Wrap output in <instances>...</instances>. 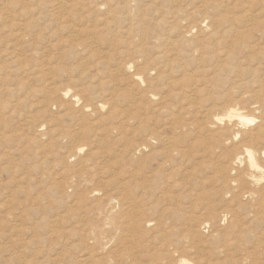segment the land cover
Wrapping results in <instances>:
<instances>
[{"label": "rangeland", "instance_id": "rangeland-1", "mask_svg": "<svg viewBox=\"0 0 264 264\" xmlns=\"http://www.w3.org/2000/svg\"><path fill=\"white\" fill-rule=\"evenodd\" d=\"M49 1L0 0V264H264V35L234 46L264 0Z\"/></svg>", "mask_w": 264, "mask_h": 264}, {"label": "bare ground", "instance_id": "bare-ground-1", "mask_svg": "<svg viewBox=\"0 0 264 264\" xmlns=\"http://www.w3.org/2000/svg\"><path fill=\"white\" fill-rule=\"evenodd\" d=\"M49 1V0H48ZM52 1V0H51ZM51 1H49V2H51ZM54 1V3H55V5H56V10H62L63 12L62 13H64V10L63 9H65L66 7H67V3H68V0H67V3L66 2H64V1H62V0H53ZM130 2H131V0H129ZM202 1H205L203 4H205V5H207V6H209L210 8H215V5L213 4V2H211L212 0H202ZM76 2H77V0H73L71 3H72V5H73V8H75L76 6H77V4H76ZM253 2L254 1H251L250 3H249V6L251 5V7L253 6ZM38 3V2H37ZM52 3V2H51ZM70 3V2H69ZM247 3H248V1H247ZM49 4V3H48ZM53 5V4H52ZM111 5H113V4H111ZM81 6V5H80ZM116 6V7H115ZM114 7L115 8H117V5H115ZM118 6H119V4H118ZM123 6V5H122ZM125 6V5H124ZM112 7V6H111ZM110 7V10L112 9ZM126 7V6H125ZM217 7V6H216ZM109 8V7H108ZM127 8H129L128 6H127ZM120 9V8H119ZM130 9V8H129ZM128 9V10H129ZM245 9V8H244ZM38 10V9H37ZM50 10H52V9H50ZM55 10V11H56ZM113 10V9H112ZM117 10V9H116ZM132 10V9H131ZM57 12V11H56ZM55 12V13H56ZM61 12V11H60ZM112 12H114V11H112ZM116 12V11H115ZM117 12H118V10H117ZM124 12H125V10H124ZM129 12V11H128ZM50 13V12H49ZM61 13V14H62ZM126 13V12H125ZM261 13V12H260ZM57 14V13H56ZM129 14H131V12L129 13ZM248 14V13H247ZM54 15V14H53ZM70 15H71V13H70ZM255 15V14H254ZM259 14H256L255 16L257 17ZM55 16V15H54ZM59 17H61V16H63V15H58ZM252 16V15H251ZM55 17H57V15L55 16ZM246 18V17H245ZM222 19V18H221ZM242 19V18H241ZM240 19V20H241ZM249 21L248 22H246L245 23V28H246V30H245V32H241V37H238V40H239V42H235V44L234 43H232V45L234 44V46L236 45V46H238V45H240V47H241V45L242 44H244L243 42H242V40L243 41H245V43L246 44H248L249 45V50L248 51H251V52H254V51H256V53H257V46H259V45H257L256 44V36H257V34H263L264 35V32H262V30H261V26L262 25H264V22L263 21H261V22H259V19H254V18H250L249 17ZM261 19V18H260ZM224 20V23L225 24H227L226 26H227V30H230V28L232 29L234 26L236 27V25H237V20H239V19H237V20H231L229 17L228 18H224L223 19ZM237 21V22H236ZM243 21V20H242ZM246 21V20H245ZM202 22H204V20H202L201 22H200V24H202ZM70 23V22H69ZM205 23V22H204ZM216 23V22H215ZM214 24V23H213ZM242 26L244 25V24H241ZM240 25V26H241ZM202 26V25H201ZM203 26H205V25H203ZM215 26V25H214ZM217 26V25H216ZM199 28L200 27V25H199V23L195 26V28ZM213 27V26H212ZM239 27V26H238ZM183 28V27H182ZM188 29H186V30H184V31H186L188 34L189 33H191V30H192V28L193 27H187ZM237 28V27H236ZM244 28V27H243ZM200 29H201V27H200ZM218 28H216V30H217ZM239 29V28H238ZM213 30V29H212ZM215 30V31H216ZM234 30H237V29H234ZM78 31V30H77ZM214 31V30H213ZM223 31V30H222ZM183 32V31H182ZM218 32V31H217ZM220 32V31H219ZM218 32V34H219V36H222L220 33ZM71 33V32H70ZM238 33V32H237ZM87 34V33H86ZM85 34V35H86ZM184 34V33H183ZM76 35V34H75ZM180 35H182V34H180ZM192 35V34H191ZM224 35V34H223ZM238 35V34H237ZM33 36V35H32ZM184 37H182V38H185V36H186V34H184L183 35ZM199 36V35H198ZM232 36V35H231ZM179 37V36H178ZM224 37V36H223ZM222 37V38H223ZM226 37V36H225ZM230 37V36H229ZM234 37H237V36H234ZM20 38V37H19ZM180 38V37H179ZM203 38V37H202ZM205 38V37H204ZM207 38V37H206ZM228 38V37H227ZM231 38V37H230ZM229 38V39H230ZM244 38V39H243ZM188 39V38H187ZM210 39H212V38H210ZM224 40H225V38H223ZM242 39V40H241ZM257 39H259L258 37H257ZM18 40V39H17ZM181 40V39H180ZM180 40H178L179 42H180ZM189 40H191V39H189ZM188 40V41H189ZM200 40H202V39H200ZM205 39H203V41H204ZM219 40V39H218ZM217 40V41H218ZM220 40H222V39H220ZM236 40V39H235ZM261 40V39H260ZM33 41V40H32ZM31 41V42H32ZM176 41V40H175ZM229 41H231V40H229ZM259 41V40H258ZM192 42H194V41H192ZM197 42H199L198 40H196V42L195 43H197ZM207 42V41H206ZM205 41H204V43H205V45L207 44ZM221 42V41H220ZM222 42H223V40H222ZM225 42V41H224ZM262 42V41H261ZM26 43V42H25ZM188 44H189V42H187ZM191 43V42H190ZM195 43H193V44H195ZM203 43V42H202ZM203 43V44H204ZM216 43V41H214V43L213 44H215ZM227 43V42H226ZM34 44H35V42H34ZM180 44V43H179ZM178 44V45H179ZM198 44V43H197ZM203 44H201V45H203ZM212 44V45H213ZM224 44V43H223ZM231 44V43H230ZM84 45V44H83ZM181 45V44H180ZM216 45V44H215ZM214 45V46H215ZM221 45V44H220ZM245 45V44H244ZM261 45H263L262 43H261ZM87 46H88V44H87ZM170 46H172V45H170ZM197 46V45H196ZM195 46V47H196ZM228 46H231V45H228ZM227 46V47H228ZM246 46V45H245ZM81 47H82V45H81ZM173 47V46H172ZM179 48H180V46H178ZM199 47H201L200 45H199ZM203 47V46H202ZM201 47V48H202ZM208 47H209V45H208ZM223 47V46H222ZM239 47V48H240ZM260 47H264V46H260ZM14 48V47H13ZM30 48V47H29ZM89 48V47H88ZM174 48V47H173ZM175 48H177V46L175 47ZM190 48V47H189ZM193 48V47H192ZM224 48V47H223ZM222 48V49H223ZM231 48V50H232V48H234V47H230ZM247 48V47H246ZM247 48V49H248ZM82 49H84V51H87V49L85 50V48H84V46H83V48ZM81 49V50H82ZM178 49V48H177ZM194 49V48H193ZM199 49V48H198ZM203 49V48H202ZM225 49H228V48H226V44H225V48H224V50ZM257 49V50H256ZM264 49V48H263ZM13 50V49H12ZM174 50V49H173ZM179 50V49H178ZM180 50H182V49H180ZM194 50H196V48L194 49ZM204 50V49H203ZM207 49H205L204 51H203V53H205V51H206ZM213 50V49H212ZM217 50V49H216ZM230 50V49H229ZM234 50V49H233ZM260 50H262V49H260ZM83 51V50H82ZM170 51V50H169ZM176 51V50H175ZM184 51V50H183ZM227 51V50H226ZM225 51V52H226ZM239 51H241V50H239ZM245 51H246V49H245ZM245 51H244V54H245ZM248 51H246V52H248ZM172 52V51H171ZM174 52V51H173ZM178 52V51H177ZM190 52V51H189ZM188 52V53H189ZM194 52H196V51H194ZM199 52H200V50H199ZM207 52V51H206ZM213 52H215V51H213ZM1 53V52H0ZM4 53H6V52H4ZM9 53V52H8ZM11 53V52H10ZM86 53V52H85ZM187 53V52H186ZM191 53V52H190ZM189 53V54H190ZM210 53H212V52H210ZM230 53H231V51H230ZM248 53H250V52H248ZM261 53H262V51H261ZM260 53V54H261ZM7 54V53H6ZM163 54V53H162ZM192 54H194V53H191V55ZM226 53H224V51H223V54L222 55H225ZM229 54V53H228ZM235 54V53H234ZM242 54H243V52H242ZM247 54V53H246ZM252 54V53H251ZM8 55H10V54H8ZM13 55V54H12ZM199 55V54H198ZM203 55V54H202ZM221 55V56H222ZM227 55V54H226ZM229 55H231V54H229ZM239 54H238V52H237V55H234V56H238ZM253 55H255V53H253ZM3 56V55H2ZM163 56V55H162ZM177 56V55H176ZM195 56V55H194ZM7 57V56H6ZM13 57V56H12ZM17 57V56H16ZM74 57V56H73ZM163 57H165V56H163ZM203 57H205V56H203ZM223 57L225 58V56H222V59H223ZM257 57V56H256ZM2 58V57H1ZM9 58H10V56H9ZM166 58H167V56H166ZM174 58V57H173ZM198 58V57H197ZM228 58V60H230L229 59V57H227ZM227 58L225 59V60H227ZM244 59V58H243ZM255 59V58H254ZM10 60H13V58L12 59H10ZM14 60H15V58H14ZM171 60V59H170ZM186 60V59H185ZM189 60V59H188ZM193 60H195V59H193ZM256 60V59H255ZM19 60L17 59V62H18ZM174 61V60H173ZM178 61V60H177ZM190 61V60H189ZM197 61V60H196ZM20 62V61H19ZM219 62H221V61H219ZM255 62V61H254ZM180 63V62H179ZM15 64H17V63H15ZM27 64V63H26ZM162 64V63H161ZM164 64H166V63H164ZM171 64H172V62H171ZM174 64V63H173ZM172 64V65H173ZM230 64V63H229ZM228 64V65H229ZM178 65V64H177ZM196 65V64H195ZM220 65V64H219ZM225 65V64H224ZM231 65V64H230ZM3 66V65H2ZM218 66V65H217ZM221 66V65H220ZM227 66V65H226ZM233 66H235V65H232V68H233ZM255 66V65H254ZM169 67V66H168ZM170 68V67H169ZM177 68H178V66H177ZM236 68H238V67H236ZM236 68H234L235 70H233V71H236ZM8 69V68H7ZM166 69V68H165ZM172 69V68H171ZM194 69H195V67H194ZM223 69V68H222ZM222 69H220L219 68V70H221L222 71ZM225 70H226V67L224 68ZM240 69V68H239ZM25 70V69H24ZM116 70V69H115ZM167 70V69H166ZM193 70V69H192ZM230 70V69H229ZM218 71V70H217ZM231 71H232V69H231ZM233 71H232V73H233ZM259 71V70H258ZM264 71V70H263ZM219 72V71H218ZM226 72V71H225ZM240 73L239 71H238V69H237V71H236V73ZM163 73V72H162ZM161 73V74H162ZM195 73V72H194ZM220 73V72H219ZM9 74V73H8ZM39 74H40V72H39ZM39 74H37V75H39ZM45 74V73H44ZM242 74H243V71H242ZM248 74H250V73H248ZM255 74V73H254ZM33 75H35V74H33ZM97 75V74H96ZM167 75H168V73H167ZM109 76V75H108ZM163 76H165V75H163ZM173 76V75H172ZM237 76V75H236ZM236 76H235V78H236ZM242 76V75H241ZM41 77H43V76H41ZM139 77H141V76H139ZM171 77V76H170ZM192 77V76H191ZM255 77V76H254ZM36 78V77H35ZM38 78V77H37ZM52 78V77H51ZM50 78V79H51ZM135 78V77H134ZM138 78V77H137ZM173 78V77H172ZM188 78V77H187ZM227 78V77H226ZM244 78V77H243ZM262 78V77H261ZM43 79H44V77H43ZM49 79V80H50ZM99 79V78H98ZM105 79V78H104ZM154 79V78H153ZM194 79V78H193ZM42 80V79H41ZM45 80V79H44ZM43 80V81H44ZM48 80V79H47ZM48 80V81H49ZM106 80H107V78H106ZM109 80V79H108ZM196 80H197V78H196ZM31 81V80H30ZM47 81V82H48ZM166 81V80H165ZM180 81V80H179ZM249 81V80H248ZM127 82V81H126ZM135 82V81H134ZM138 82V81H137ZM150 82H151V80H150ZM190 82V81H189ZM231 82V81H230ZM240 82V81H239ZM102 83V82H101ZM100 83V84H101ZM17 84V83H16ZM169 84V83H168ZM110 85V84H109ZM197 85V84H196ZM245 85V83H243V86ZM249 85V84H248ZM255 85H256V83H255ZM148 86V85H147ZM170 86V85H169ZM174 86V85H173ZM189 86V85H188ZM241 86V85H240ZM246 86V85H245ZM244 86V87H245ZM253 86V85H252ZM96 87V86H95ZM130 87V86H129ZM175 87V86H174ZM174 87H173V89H174ZM190 87V86H189ZM237 87V86H236ZM263 87V86H262ZM137 88V87H136ZM196 88V87H195ZM14 89V88H13ZM191 89V88H190ZM200 89V88H199ZM50 90V89H49ZM53 90V89H52ZM182 90V89H181ZM253 90V89H252ZM175 91V90H174ZM199 91V90H198ZM242 91V90H241ZM258 91H259V89H258ZM187 92V91H186ZM254 92H255V90H254ZM11 93V92H10ZM114 94V93H113ZM84 95H85V92H84ZM124 95V94H123ZM241 95V94H240ZM254 95V94H253ZM184 96V95H183ZM113 97H115V96H113ZM180 97H182V96H180ZM185 97V96H184ZM242 97V96H241ZM240 97V98H241ZM255 97V96H254ZM148 99H150V98H148ZM188 99V98H187ZM254 99V98H253ZM130 100V99H129ZM180 100V99H179ZM238 100V99H237ZM249 100V99H248ZM257 100V99H256ZM255 100V101H256ZM172 101V100H171ZM190 101V100H189ZM242 101V100H241ZM18 102V101H17ZM159 102V101H158ZM234 102V101H233ZM187 103V102H186ZM129 104V103H128ZM188 104V103H187ZM195 104V103H194ZM233 104V103H232ZM235 104V103H234ZM239 104H240V102H239ZM183 105V104H182ZM242 105V104H241ZM244 105V104H243ZM246 105V104H245ZM88 106V105H87ZM190 106V105H189ZM258 106V105H257ZM260 106V105H259ZM191 107V106H190ZM197 107V106H196ZM216 107V106H215ZM261 107V106H260ZM212 109H214V108H212ZM185 110V109H184ZM210 110V109H209ZM244 110H245V107H244ZM253 110V109H252ZM259 110V109H258ZM157 111V110H156ZM213 111V110H212ZM247 111V110H246ZM251 111V110H250ZM203 112H205V110L203 111ZM208 112V111H207ZM187 113V112H186ZM209 113V112H208ZM248 113V112H247ZM125 114V113H124ZM220 114V113H219ZM68 115V114H67ZM204 115V114H203ZM216 116V115H215ZM251 116V115H250ZM231 120H233L234 118L237 120V123H235L234 124V128L232 129V128H228L229 129V132H227L226 130L224 131V133H221V136L218 138V140H221L222 138H225V136H226V133H229V134H234L235 132H238V131H235L234 132V130H236V128H237V130L239 129L240 130V128H243L245 125H247V124H250V123H252L253 122V119H248V118H246L245 116H243L242 114H240L239 113V110L238 109H236V106L235 105H232L231 106V103H230V113H229V116H228ZM198 118V117H197ZM200 118V117H199ZM192 119V118H191ZM218 120H220V121H222L223 119H218ZM259 120V119H258ZM185 121V120H184ZM178 122V121H177ZM195 122V121H194ZM227 125V124H226ZM172 126H173V124H172ZM171 126V127H172ZM264 126V125H263ZM262 126V127H263ZM227 129V128H226ZM230 129H232V130H230ZM263 129H264V127H263ZM217 130V129H216ZM215 130V131H216ZM255 130V129H254ZM253 130V131H254ZM261 130V129H260ZM56 131H57V129H56ZM80 131V130H79ZM173 131V130H172ZM218 131V130H217ZM255 131H257V130H255ZM254 131V132H255ZM214 132V131H213ZM258 132V131H257ZM260 132V131H259ZM77 133V132H76ZM240 133H242V132H240ZM253 133V132H252ZM261 133V132H260ZM58 134V133H57ZM60 134V133H59ZM229 134H228V136H229ZM244 134V133H243ZM83 135V134H82ZM252 135V134H251ZM250 135V136H251ZM255 135V134H254ZM195 136V135H194ZM248 136H249V133H248ZM253 136V135H252ZM260 136H262L263 137V134L262 135H259V138H260ZM231 137V136H230ZM256 137V136H255ZM200 139V138H199ZM230 139V138H229ZM243 140H244V138H243ZM213 141V140H212ZM245 141V140H244ZM247 141H250V139L249 140H247ZM256 141L257 140H255V139H252V141H250V142H248V143H245V144H240L237 148L236 147H234V146H232V147H234V148H236L237 150L239 149L240 150V148H243V149H245L244 150V152H241V151H239L237 154H235L234 156H231L232 158L230 159V160H228L229 162V164H230V166L229 167H227V169H225V168H223V174H224V176H222V178H223V181H224V184H225V187H228L229 189H231V186L232 185H235V184H240L239 185V189H240V191H241V193L240 194H242L244 197L245 196H249V197H253V195H254V192H252L251 191V189L250 188H248V182L246 183L247 185H246V187L247 188H244L243 187V185L241 184V183H243L244 181L242 180H235L234 178H232V177H229L228 175L229 174H234L236 171H237V166H235L236 164H238V162H240V161H242V160H246L247 161V163H249L250 164V166H252L253 168H256L257 167V164H256V161H255V159H254V156H253V152H252V150H251V148H253V146L256 144ZM258 141H260V139L258 140ZM257 141V142H258ZM214 142V141H213ZM212 142V143H213ZM243 142V141H242ZM252 142H254V143H252ZM262 142V141H261ZM211 143V144H212ZM221 143V142H220ZM239 143V142H238ZM237 143V144H238ZM264 143V142H263ZM198 144V143H197ZM167 145V144H166ZM165 145V146H166ZM213 145V144H212ZM262 144L260 143V146H261ZM264 145V144H263ZM231 146V145H230ZM229 146V147H230ZM236 146V145H235ZM259 146V145H258ZM148 147V146H147ZM167 147V146H166ZM225 147V146H224ZM81 148H83L82 147V145L81 146H79L78 148H77V151H80L81 152ZM190 148V147H189ZM261 148V147H260ZM212 149V148H211ZM222 149V148H221ZM229 149H231V148H229ZM167 150V149H166ZM188 150V149H187ZM219 150V149H218ZM226 150V149H225ZM242 150V149H241ZM254 150V149H253ZM256 150V149H255ZM263 150V149H262ZM194 151V150H193ZM204 151H205V157L207 158V157H211L212 155H214L215 153L212 151V150H210V148L208 147V145H206L205 147H204ZM220 151V150H219ZM243 151V150H242ZM264 151V150H263ZM201 152V151H200ZM234 152V151H233ZM77 153V152H76ZM202 153V152H201ZM260 153H261V150H260ZM74 154V153H73ZM96 154V153H95ZM171 154V153H170ZM181 154V153H180ZM195 154V153H194ZM203 154V153H202ZM220 154H222V153H220ZM75 155H77V154H75ZM162 155H164V154H162ZM244 155V156H243ZM117 156V155H116ZM150 156V155H149ZM216 157H218V156H216ZM153 158V157H152ZM219 158V157H218ZM261 157H259V159H260ZM165 159V158H164ZM169 159V158H168ZM191 159V158H190ZM258 159V161L260 162L262 159H260L259 160ZM93 160V159H92ZM100 160V159H99ZM104 160H106V159H104ZM103 160V161H104ZM143 160V159H142ZM194 160V159H193ZM200 160H202V159H200ZM114 161V160H113ZM141 161V160H140ZM164 161V160H163ZM199 161V160H198ZM167 162V161H166ZM169 162V161H168ZM168 162H167V164H168ZM196 162V161H195ZM212 162V161H211ZM146 163V162H145ZM160 163V162H159ZM202 163V162H201ZM144 164V163H143ZM212 164V163H211ZM228 164V165H229ZM103 165V164H102ZM149 165V164H148ZM158 165V164H157ZM261 165V164H260ZM118 166V165H117ZM180 166V165H179ZM197 166V165H196ZM262 166V165H261ZM104 167H105V165H104ZM190 167V166H189ZM193 167V166H192ZM101 168H103V166L101 167ZM134 168V167H133ZM164 168V167H163ZM181 168V167H180ZM258 168V167H257ZM135 169H137V168H135ZM182 169V168H181ZM185 169V168H184ZM216 169V168H215ZM248 169V168H247ZM171 170V169H170ZM258 170V169H257ZM246 171V170H245ZM256 171V170H255ZM96 172H97V170H96ZM121 172V171H120ZM139 172V171H138ZM154 172V171H153ZM158 172V171H157ZM248 172V171H247ZM110 173V172H109ZM159 173V172H158ZM188 173V172H187ZM215 173V172H214ZM244 173V172H243ZM242 173V174H243ZM95 175H96V173H94ZM148 174V173H147ZM182 174V173H181ZM216 174V173H215ZM227 175V177H226V175ZM241 174V175H242ZM248 175H249V173H247ZM93 175V174H92ZM114 175V174H113ZM124 175V174H123ZM139 175V174H138ZM158 175V174H157ZM170 175V174H169ZM238 175H239V173H238ZM140 176V175H139ZM141 176H143V175H141ZM147 176V175H146ZM165 175H163V177H164ZM172 176V175H171ZM174 176V175H173ZM173 176H172V179H173ZM98 177V176H97ZM127 177V176H126ZM162 177V178H163ZM168 177V176H167ZM206 177V176H205ZM238 177H240V176H238ZM241 177H243V176H241ZM248 177V176H247ZM251 177H252V183H253V181L255 180V179H257L258 180V176H257V174L255 173V172H253L252 171V174H251ZM186 178H187V176H186ZM137 179V178H136ZM150 179V178H149ZM166 179V178H165ZM185 179V178H184ZM241 179V178H240ZM244 179V178H243ZM78 180V179H77ZM123 180V179H122ZM143 180V179H142ZM164 180V179H163ZM205 180V179H204ZM203 180V181H204ZM108 181V180H107ZM162 181V180H161ZM167 181H168V179H167ZM240 181V182H239ZM246 181V180H245ZM140 182V181H139ZM145 182V181H144ZM160 182V181H159ZM178 182V181H177ZM201 182V181H200ZM257 182V181H256ZM58 183V182H57ZM98 183V182H97ZM124 183V182H123ZM141 183V182H140ZM169 183V182H168ZM212 183V182H211ZM162 184V183H161ZM222 184V183H221ZM250 184V183H249ZM100 185V184H99ZM129 185V184H128ZM216 185V184H215ZM145 186V185H144ZM208 186V185H207ZM224 186V185H223ZM245 186V185H244ZM45 187V186H44ZM57 187V186H56ZM61 187V186H60ZM192 187V186H191ZM261 187H264V186H262L261 185ZM101 188V187H100ZM116 188V187H115ZM201 188V187H200ZM97 189V188H96ZM117 189V188H116ZM149 189H150V187H149ZM248 189V190H247ZM250 189V190H249ZM46 190V189H45ZM44 190V191H45ZM60 190V189H59ZM95 190V189H94ZM93 190V191H94ZM118 190V189H117ZM164 190H166V188L164 189ZM163 190V191H164ZM261 190H262V188H261ZM264 190V189H263ZM90 191V190H89ZM144 191V190H143ZM239 191V190H238ZM105 192V191H104ZM117 192V191H116ZM165 192V191H164ZM94 193V192H93ZM202 193V192H201ZM220 193V192H219ZM261 193V192H260ZM260 193H258V194H260ZM91 194V193H90ZM103 194V193H102ZM110 194V193H109ZM114 194V193H113ZM148 194V193H147ZM263 194V193H262ZM84 195V194H83ZM93 195V194H92ZM161 195V194H160ZM172 195H174L173 193H172ZM199 195H201V194H199ZM216 195V194H215ZM237 195H239V194H237ZM264 195V194H263ZM10 196V195H9ZM13 196V195H12ZM117 196V195H116ZM115 196V197H116ZM193 196V195H192ZM220 196V195H219ZM218 196V197H219ZM230 196V195H229ZM234 196V195H233ZM261 196V195H260ZM174 197V196H173ZM196 197V196H195ZM242 197V196H241ZM262 197V196H261ZM8 198V197H7ZM82 198V197H81ZM110 198V197H109ZM118 198V197H117ZM236 198V197H235ZM116 199V198H115ZM124 199V198H123ZM125 200V199H124ZM132 200V199H131ZM138 200V199H137ZM231 200V199H230ZM259 200H260V198H259ZM121 201V200H120ZM123 201V200H122ZM121 201V202H122ZM264 201V200H263ZM85 202V201H84ZM117 202V201H116ZM137 202V201H136ZM229 202V201H228ZM255 202H258L257 200L255 201ZM259 202H261V201H259ZM258 202V203H259ZM128 203V202H127ZM237 203H239V202H237ZM247 203V202H246ZM135 204V203H134ZM178 204V203H177ZM226 204V203H225ZM151 205V204H150ZM154 205V204H153ZM189 205V204H188ZM238 205V204H237ZM260 205H261V203H260ZM124 206V205H123ZM135 206H137V205H135ZM238 206H240V204L238 205ZM250 206V205H249ZM256 206V205H255ZM112 207V206H111ZM127 207V206H126ZM129 207V206H128ZM127 207V208H128ZM134 207V206H133ZM140 207V206H139ZM172 207V206H171ZM178 207V206H177ZM254 207V206H253ZM257 207V206H256ZM130 208V207H129ZM132 208V207H131ZM147 208V207H146ZM262 208V207H261ZM86 209V208H85ZM114 209V208H113ZM122 209H124V208H122ZM138 209V208H137ZM139 209H141V208H139ZM145 209V208H144ZM254 209V208H253ZM120 210V209H119ZM134 210V209H133ZM262 210H264V209H262ZM235 211H237V210H235ZM258 211H260V209L258 210ZM135 212V211H134ZM228 212V211H227ZM238 212V211H237ZM109 213V212H108ZM107 213V214H108ZM147 215V214H146ZM158 215V214H157ZM171 215V214H170ZM124 216V215H123ZM107 217V216H106ZM133 218H134V216H132ZM188 217V216H187ZM130 218V217H129ZM137 218V217H136ZM219 218V217H218ZM240 218V217H239ZM158 219V218H157ZM130 220V219H129ZM133 220V219H132ZM135 220V219H134ZM197 220V219H196ZM151 221V220H150ZM154 221V220H153ZM195 221V220H194ZM155 222V221H154ZM205 223V222H204ZM148 224H150V223H148ZM124 225V224H123ZM135 225H136V222H135ZM129 226V225H128ZM244 226V225H243ZM242 227V226H241ZM125 228V227H124ZM140 228V227H139ZM193 228V227H192ZM222 228V227H221ZM125 229H128V228H125ZM124 229V230H125ZM218 229V228H217ZM162 230H164V229H162ZM193 230V229H192ZM195 230H197L196 229V227H195ZM122 232V231H121ZM196 234V233H195ZM202 238V237H201ZM263 238V237H262ZM217 241H219V240H217ZM216 241V242H217ZM215 242V243H216ZM257 242V241H256ZM262 242V241H261ZM258 243V242H257ZM185 245V244H184ZM227 245V244H226ZM252 247V246H251ZM204 248V247H203ZM233 251V250H232ZM252 252V251H251ZM170 254H171V252H170ZM175 254V253H174ZM258 255V254H257ZM90 256H91V254H90ZM168 258V257H167ZM232 259V258H231ZM192 262V261H191ZM261 262V261H260ZM193 263V262H192ZM250 264V263H249Z\"/></svg>", "mask_w": 264, "mask_h": 264}]
</instances>
